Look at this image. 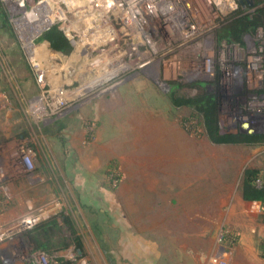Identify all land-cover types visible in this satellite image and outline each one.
<instances>
[{
	"label": "rangeland",
	"instance_id": "rangeland-1",
	"mask_svg": "<svg viewBox=\"0 0 264 264\" xmlns=\"http://www.w3.org/2000/svg\"><path fill=\"white\" fill-rule=\"evenodd\" d=\"M33 69L12 25L0 26V233L32 211L71 239L41 250L50 264H208L221 244L227 264H264L253 233L264 226L261 200L244 190L247 172L264 167V144L214 141L187 101L200 85L169 92L170 82L193 81L142 73L109 93L63 91L51 112ZM228 112L219 109L220 134L264 132ZM223 230L238 239L220 242ZM27 233L3 236L0 264H41Z\"/></svg>",
	"mask_w": 264,
	"mask_h": 264
},
{
	"label": "built area",
	"instance_id": "built-area-1",
	"mask_svg": "<svg viewBox=\"0 0 264 264\" xmlns=\"http://www.w3.org/2000/svg\"><path fill=\"white\" fill-rule=\"evenodd\" d=\"M0 1L33 64L44 93L40 101L47 105L50 98L51 112L64 106L60 101L63 91L109 93L142 73L157 78L183 75L188 81L206 80L205 87L216 89L219 85L228 94L235 83V91L245 88L237 85L236 78L246 68L250 99L244 104L227 101L224 109L230 111V119L234 114L242 115L243 122L250 121L253 127L264 129V27L257 29L258 44L249 32H244L243 42L235 41L234 35L220 34L235 19L253 12L241 0ZM56 27L70 43L68 53L54 50L41 40ZM53 60L63 63L59 77L51 72ZM236 120L233 118V122ZM23 156L33 166L34 156ZM254 184L264 190V167ZM258 212L264 217V201L258 202ZM42 216L43 213H27L0 233V241L3 236L22 238L49 218L43 220ZM254 232L264 240V230ZM219 239L232 243L238 237L223 230ZM227 254L221 244L208 264H227ZM34 257L41 264H50L41 250Z\"/></svg>",
	"mask_w": 264,
	"mask_h": 264
},
{
	"label": "trees",
	"instance_id": "trees-1",
	"mask_svg": "<svg viewBox=\"0 0 264 264\" xmlns=\"http://www.w3.org/2000/svg\"><path fill=\"white\" fill-rule=\"evenodd\" d=\"M264 1V0H262ZM258 21L255 22L254 20L249 19V16L246 17L241 16L238 19H235L232 23L225 26L222 31L221 35L225 37H230L232 35H242L244 32H248L250 30V23L251 21L254 22L253 27L257 26L261 18H257ZM251 20V21H249ZM0 26L3 28L10 27V21L6 14L4 7L0 1ZM42 41H45L49 47L54 50H59L63 53H68L71 49L70 43L66 36L60 31L57 27L53 28L52 30L46 32L42 38ZM170 84L174 85V88H190L199 86L198 81H193L187 84L180 83V82H170ZM189 86V87H188ZM174 94V93H172ZM173 96V95H172ZM175 97V95H174ZM187 100V99H186ZM188 103L191 104L200 112L199 115L203 121L204 129L208 135L217 142H235V143H245V144H264V132H257V133H225L220 134L219 132V125H218V114L219 109L218 105L215 100H211L207 102L204 97L199 95L197 98H190ZM261 172V168H256L247 172V181L245 182V198L249 200H261L264 201V190L260 189L254 184V179L259 175ZM64 226V225H63ZM62 225L59 224V221L56 218L50 219L43 223L37 225L34 229L28 231L27 236L28 239L31 241V244L34 245L35 248L39 250L48 251L47 253L53 254L54 250L65 247L67 242L71 239L67 238L60 234L64 229ZM72 230V237L74 240V244L80 242L77 240L75 228L73 226H69ZM59 233V234H58ZM69 240V241H68ZM264 247V241H263ZM264 250V249H263Z\"/></svg>",
	"mask_w": 264,
	"mask_h": 264
},
{
	"label": "flooded vegetation",
	"instance_id": "flooded-vegetation-1",
	"mask_svg": "<svg viewBox=\"0 0 264 264\" xmlns=\"http://www.w3.org/2000/svg\"><path fill=\"white\" fill-rule=\"evenodd\" d=\"M244 1H245V4H247V6H250L253 9L252 13L247 14L249 16V19L257 22L258 21L257 18H261L256 27L255 26L253 27L254 22L249 20V21H251V23H250L251 28H250V30H248V32L252 36H254L253 42L255 44H258L260 41L256 39V32H257V29L259 27H264V1H262V0H244ZM243 17H246V15H243ZM243 34L241 36L240 35L233 36L234 40L243 42V37H242ZM245 66L247 67L246 64H245ZM247 77H248V74H247V70L245 68L244 71L241 73V75L236 78L237 85H241L242 87L244 86L245 88L241 91H238V90L235 91V89H236V83H235V85L233 87H231V92L228 94L223 93V91L221 89H219V87H220L219 85H218V88H216V89H214V88L210 89L207 86L205 87L206 80H205V83H204V81H199L200 82L199 85L202 87L201 88L202 89L201 90V92H202L201 96L204 97L207 102H209L211 100H215V102L218 105V109H220V110L222 107H224V103L227 101H230L232 104H236V102L240 101V98L244 99V97H245V100H249L250 99V97H249L250 91L247 87ZM164 84L165 83H163V85ZM166 87H167L168 91L170 89H171L170 91L175 90L174 85H172V84H170V85L167 84Z\"/></svg>",
	"mask_w": 264,
	"mask_h": 264
},
{
	"label": "crops",
	"instance_id": "crops-1",
	"mask_svg": "<svg viewBox=\"0 0 264 264\" xmlns=\"http://www.w3.org/2000/svg\"><path fill=\"white\" fill-rule=\"evenodd\" d=\"M127 85H128V84H124V85H122L120 89L127 87ZM133 87H134V86H133ZM169 142H170V139H168V143H166L164 146L167 147V148H169V146H170ZM153 147H158V149H159V147H160V140H159L158 138H157V140L153 143ZM160 148H161V147H160ZM163 148H164V147H163ZM254 230H257V228H256V229H255V228L253 229V233H255ZM263 230H264V227H263V229L261 228V232H260V233H262ZM258 236H259V235H258ZM259 237H260V236H259ZM261 241H264V240L261 238Z\"/></svg>",
	"mask_w": 264,
	"mask_h": 264
},
{
	"label": "water",
	"instance_id": "water-1",
	"mask_svg": "<svg viewBox=\"0 0 264 264\" xmlns=\"http://www.w3.org/2000/svg\"><path fill=\"white\" fill-rule=\"evenodd\" d=\"M241 2H242V4H245V1L244 0H241ZM157 83H163L162 81H161V78L160 77H158L157 78ZM137 89H140V88H142L144 85H138L137 83H135V84H133Z\"/></svg>",
	"mask_w": 264,
	"mask_h": 264
}]
</instances>
